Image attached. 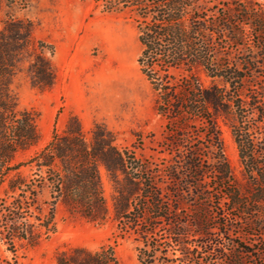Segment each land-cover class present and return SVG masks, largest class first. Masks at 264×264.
<instances>
[{"label": "trees", "instance_id": "16d2710c", "mask_svg": "<svg viewBox=\"0 0 264 264\" xmlns=\"http://www.w3.org/2000/svg\"><path fill=\"white\" fill-rule=\"evenodd\" d=\"M105 13L128 12L137 30L136 63L164 118L163 164L135 157L98 134L87 144L79 119L25 163L15 153L38 140L36 114L18 109L8 86L15 46L0 44V181L28 165L38 173L7 181L0 200V241L34 245L55 231L53 205L101 223L107 216L98 166L114 185L119 236L132 235L136 264H264V2L257 0H94ZM30 35L28 30L27 36ZM30 82H55L39 42ZM225 120L246 178L240 185L225 157ZM50 187L43 212L38 192ZM116 236V235H115ZM56 264H116L113 245L73 248Z\"/></svg>", "mask_w": 264, "mask_h": 264}, {"label": "rangeland", "instance_id": "374dc122", "mask_svg": "<svg viewBox=\"0 0 264 264\" xmlns=\"http://www.w3.org/2000/svg\"><path fill=\"white\" fill-rule=\"evenodd\" d=\"M80 5L84 9L89 7L86 20L94 19L88 52L92 60L88 71L92 79L91 93L84 114L88 125H80L84 141L89 144L98 134L105 133L118 149H129L137 158L163 164V160L170 157L161 146L165 120L155 112L154 94L136 63L140 46L130 14L126 11L101 12V6L94 0H0V44L17 49L15 71L8 89L15 97L18 109L36 114L38 132L37 142L18 150L11 164L25 163L48 142L53 130L63 134L67 126L74 125L70 118L73 113L59 85L54 82L50 89L34 87L30 82V67L40 50L39 42L51 35L59 18L73 16L80 10ZM50 44H44L48 47L44 49L46 57L49 47H54ZM79 57L85 59L83 53ZM218 124L232 175L240 185H245L246 178L230 127L222 119ZM36 173L38 171L28 165L9 171L7 178L0 181V200L12 195L7 189L9 179L16 175L31 178ZM98 173L108 209L103 222L89 221L79 212H71L58 198L53 205L55 231L34 245H28L24 240H14L12 244L0 241V264H56L60 253L73 248L97 250L107 244L114 246L116 264H136V244L132 235L121 237L117 234V221L112 210L113 182L101 165ZM38 201L43 212H48L52 199L46 184L38 192Z\"/></svg>", "mask_w": 264, "mask_h": 264}, {"label": "crops", "instance_id": "0c3cea01", "mask_svg": "<svg viewBox=\"0 0 264 264\" xmlns=\"http://www.w3.org/2000/svg\"><path fill=\"white\" fill-rule=\"evenodd\" d=\"M88 10L89 7L84 9L80 5V10L73 13V16L66 17L67 19L59 18L51 35L41 41L54 46L51 63L55 71V84L59 85L67 106L73 115L77 116L80 125H88L84 114L88 110L87 100L91 93L92 81L88 72L91 70L92 60L88 52L92 44L90 37L93 34L94 19L86 20ZM138 51L140 52V47ZM81 53L84 60L79 57ZM82 81L87 84L83 85Z\"/></svg>", "mask_w": 264, "mask_h": 264}]
</instances>
